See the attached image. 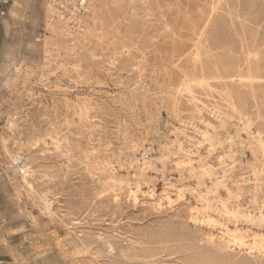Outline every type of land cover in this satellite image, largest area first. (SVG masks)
<instances>
[{"label": "rangeland", "instance_id": "obj_1", "mask_svg": "<svg viewBox=\"0 0 264 264\" xmlns=\"http://www.w3.org/2000/svg\"><path fill=\"white\" fill-rule=\"evenodd\" d=\"M27 2L0 15V223L91 264H264V0Z\"/></svg>", "mask_w": 264, "mask_h": 264}, {"label": "crops", "instance_id": "obj_2", "mask_svg": "<svg viewBox=\"0 0 264 264\" xmlns=\"http://www.w3.org/2000/svg\"><path fill=\"white\" fill-rule=\"evenodd\" d=\"M35 1L28 0L27 5ZM73 250L51 231L0 223V264H91L87 258L73 256Z\"/></svg>", "mask_w": 264, "mask_h": 264}, {"label": "bare ground", "instance_id": "obj_3", "mask_svg": "<svg viewBox=\"0 0 264 264\" xmlns=\"http://www.w3.org/2000/svg\"><path fill=\"white\" fill-rule=\"evenodd\" d=\"M85 2H86V1H85ZM54 15H55V14H54ZM55 16H56V15H55ZM52 17H53V16H52ZM190 56H192V55H190ZM196 56H197V55H196ZM200 62H201V61H200ZM195 63H196V62H195ZM193 66H194V65H193ZM202 67H203V66H202ZM204 68H205V67H204ZM204 68H203V69H204ZM203 69H202V70H203ZM204 71H205V70H204ZM200 72H201V71H200ZM202 81H204V80H202ZM202 81H201V82H202ZM202 83H203V82H202ZM184 89H185V88H184ZM180 94H181V93H180ZM210 116H211V115H210ZM245 118H246V117H245ZM150 124H151V123H150ZM206 124H207V123H206ZM209 127H210V126H209ZM243 128H244V127H243ZM244 130H245V129H244ZM188 132H189V131H188ZM210 132H211V131H210ZM201 135H202V134H201ZM37 138H38V137H37ZM250 138H251V137H250ZM203 140H204V139H203ZM219 142H220V141H219ZM263 142H264V141H263ZM263 145H264V144H263ZM179 146H180V145H179ZM242 147H243V146H242ZM248 149H249V148H248ZM104 152H105V151H104ZM185 152H186V151H185ZM74 155H75V154H74ZM89 156H90V155H89ZM165 159H166V158H165ZM202 162H203V161H202ZM189 164H190V163H189ZM85 165H86V164H85ZM111 165H112V164H111ZM189 166H190V165H189ZM222 166H223V165H222ZM109 167H110V166H109ZM193 168H194V167H193ZM205 169H206V168H205ZM173 170H174V169H173ZM104 173H105V172H104ZM170 174H171V173H170ZM194 174H195V173H194ZM197 174H198V173H197ZM197 174H196V175H197ZM201 174H202V173H201ZM198 175H199V174H198ZM209 175H210V174H209ZM209 175H208V176H209ZM216 175H217V174H216ZM214 177H215V176H214ZM203 180H204V179H203ZM146 182H147V181H146ZM183 183H184V182H183ZM253 183H254V182H253ZM201 188H202V187H201ZM239 199H240V198H239ZM213 205H214V204H213ZM48 206H50V205H48ZM174 207H175V206H174ZM224 208H225V207H224ZM227 208H228V207H227ZM233 208H234V207H233ZM196 209H197V208H196ZM229 209H230V208H228V211H229ZM240 210H241V209H240ZM240 210H234V211H240ZM196 212H197V211H196ZM229 212H230V211H229ZM198 213H199V212H198ZM225 213H227V212L225 211ZM230 213H231V212H230ZM230 213H229V214H230ZM233 213H234V212H233ZM235 213H236V212H235ZM236 214H237V213H236ZM236 214H235V215H236ZM239 214H240V213H239ZM239 214H238V215H239ZM241 214H242V213H241ZM241 214H240V215H241ZM248 214H249V213H248ZM260 214H261L260 218H261L262 220H264V215H263V213H260ZM226 215H228V214H226ZM230 215H231V214H230ZM233 215H234V214H233ZM238 215H237V216H238ZM240 215H239V216H240ZM231 216H232V215H231ZM232 217H233V216H232ZM234 217H235V216H234ZM241 217H242V216H241ZM241 217H240V218H241ZM249 217H250V216H249ZM237 218H239V217H237ZM254 219H255V218H254ZM208 220H209V219H208ZM241 220H242V219H241ZM248 220H249V219H247V221H248ZM249 221H250V220H249ZM195 222H196V221H195ZM237 222H238V221H237ZM251 222H253V220H252ZM258 223H259V222H258ZM233 224H234V223H233ZM256 225H257V223H256ZM260 225H261V224H260ZM222 230H223V229H222ZM257 238H258V237H257ZM246 242H247V241H246ZM241 244H242V243H241ZM240 246H241V245H240ZM127 259H129V258H127ZM214 262H215V261H214ZM216 264H217V263H216Z\"/></svg>", "mask_w": 264, "mask_h": 264}, {"label": "built area", "instance_id": "obj_4", "mask_svg": "<svg viewBox=\"0 0 264 264\" xmlns=\"http://www.w3.org/2000/svg\"><path fill=\"white\" fill-rule=\"evenodd\" d=\"M14 0H0V15L3 14V6L13 2Z\"/></svg>", "mask_w": 264, "mask_h": 264}]
</instances>
